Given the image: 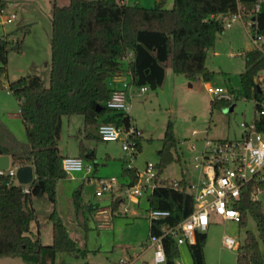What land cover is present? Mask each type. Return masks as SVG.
I'll return each instance as SVG.
<instances>
[{
    "label": "trees",
    "instance_id": "16d2710c",
    "mask_svg": "<svg viewBox=\"0 0 264 264\" xmlns=\"http://www.w3.org/2000/svg\"><path fill=\"white\" fill-rule=\"evenodd\" d=\"M258 1L260 9L256 11ZM236 12L246 19H254L256 27H251L252 36L260 34L264 38V0H173L170 8L163 6V0L151 7L121 0H70L63 6L53 2L48 86H44L36 74L8 83L9 90L19 101L25 140H18L0 121V155H9L12 166L31 165L34 169V179L27 185L26 193L14 177L0 174V254L19 256L36 264H55L57 253L83 251L71 238L56 209L49 214L50 244H42L29 233L35 217L30 198L46 193L54 203L56 184L66 177L61 167L64 155L58 145L63 116L80 114L85 126L106 122L130 127L132 120L128 113L112 111L106 106L112 94L109 82L122 73L125 59H128L127 71L136 86H161L168 68L189 80L209 81L213 71L205 65L206 53L223 33L224 18ZM12 49L19 51L20 41L12 45L7 38L0 37V75L5 73L7 54ZM243 57L240 92L245 98L253 99L256 108L263 93L254 78L264 69V55L251 47L245 50ZM211 103L231 104L225 100H211ZM97 106L100 110H96ZM135 140L136 149L140 150L141 136ZM177 143L169 120L157 150L159 161L155 165L159 175L169 163L180 160ZM80 151L83 155L82 145ZM92 157L91 152L87 158ZM136 172L133 166L123 168L128 181L120 184V189L136 183ZM168 181L165 178V184L156 186L146 196L149 210L169 211L166 218L149 221V235L161 234L163 226H175L193 209L185 172H181L177 187L167 184ZM257 188H264V180L246 184L236 204L240 212L238 224L244 229L243 240L236 248V264H264V211L260 201L251 197ZM119 204V197L112 199L111 212L117 211ZM73 205L76 216H83L80 212L84 208L99 209L83 203L79 191L74 193ZM250 218L256 232L248 228ZM205 242L206 233L197 232L195 243L188 244L192 264H205ZM163 245L166 255L163 264H176L179 248L175 239L166 235Z\"/></svg>",
    "mask_w": 264,
    "mask_h": 264
},
{
    "label": "rangeland",
    "instance_id": "374dc122",
    "mask_svg": "<svg viewBox=\"0 0 264 264\" xmlns=\"http://www.w3.org/2000/svg\"><path fill=\"white\" fill-rule=\"evenodd\" d=\"M159 0H122L126 4L151 7ZM53 2L58 6L67 5L70 0H0L15 17L11 23L0 25V37L7 38L12 45L20 41V50H10L7 54L5 73L0 75V121L21 141L25 140L24 124L19 115V101L8 88V83L21 76L38 75L44 86L49 84L51 62V12ZM173 0H163V6L170 8ZM247 19L239 17L229 27L224 26L215 44L208 49L205 58L206 67L213 71L209 81L198 78L189 80L185 75L168 68L163 84L156 88L147 86V90L137 94V88L130 100L129 115L132 125L141 136V149L130 155L121 147L120 140L102 141L98 139L96 124H84L83 116L72 114L63 116L58 145L64 156H80L84 165H90L91 171L75 172L59 180L55 189V202L42 194L30 198L34 219L29 231L40 238L43 244L52 242L49 214L56 209L66 225L71 238L80 252H60L55 264H153L151 252H144L149 242V206L146 197L140 199L139 206L126 196V188L119 185L128 181L123 168L128 164L137 171L144 170L146 162L158 163L157 150L161 147V138L166 123L173 124L174 135L178 140L176 150L180 160L169 163L161 176L168 180H177L181 172L189 178L194 170L190 164L194 152L188 149L190 143L201 145V138L235 139L241 134L240 122H250L254 117L255 102L245 98L240 90V73L244 69V52L248 45L253 47V30ZM260 41L263 39L258 35ZM128 59L123 61L121 77L128 80ZM222 87L234 93L230 105H212V95L205 87ZM264 89V82L262 84ZM197 131L196 137L191 136ZM80 145L84 154L81 155ZM93 157L88 159L89 153ZM175 155V154H174ZM176 156V155H175ZM88 176L89 178H85ZM114 177L118 186L110 192L96 196L98 178ZM79 191V197L87 205H96L106 209L107 218L95 216L99 210L84 208L81 216H76L73 196ZM264 211V188L255 192ZM120 198L117 211L111 212V201ZM100 223L105 225L100 226ZM248 228L256 232L254 221L248 220ZM204 245L205 264H236V249H229L222 243L224 235L242 242L244 229L235 220H222L213 215L206 231ZM28 234V232H26ZM180 264H192L188 244L178 246ZM86 249V250H85ZM147 263H146V262ZM0 264H36L32 260H23L17 256L0 254ZM177 264V262H176Z\"/></svg>",
    "mask_w": 264,
    "mask_h": 264
},
{
    "label": "built area",
    "instance_id": "2783aa9c",
    "mask_svg": "<svg viewBox=\"0 0 264 264\" xmlns=\"http://www.w3.org/2000/svg\"><path fill=\"white\" fill-rule=\"evenodd\" d=\"M122 1V0H121ZM260 9V2L255 5V10ZM15 14L10 13L5 7H0V25L11 23ZM242 17L240 12L232 13L224 18V26L229 27L233 21ZM248 25L255 28L254 19L246 20ZM254 30V29H252ZM260 34L252 36L253 47H256L264 55V38L260 41ZM262 36V35H261ZM263 37V36H262ZM129 79L126 80L120 75L113 77L109 85L112 94L106 102V106L112 111L128 113L130 100L137 88V94L147 90V86H136L127 71ZM254 80L259 84L263 93L262 99L258 102V107L254 108V117L250 122H240L242 129L240 137L235 139H213L206 136L202 137L201 145L196 147L190 143L187 147L194 152L189 161L193 174L188 178L187 192L193 198V209L184 219L180 220L175 226H163L162 233L159 235L150 234L149 243L153 247V263L163 264L166 260L163 238L166 235L172 236L177 245L183 243L194 244L197 232L207 230L213 215L220 219L239 221L240 212L236 204L241 198L242 188L253 180H264V69L260 70ZM206 89L212 95L213 100H225L232 102L234 93L222 87H212L205 84ZM261 127V129H258ZM97 136L102 141L120 140L121 147L130 155L136 152V137L140 132L131 125L128 128L116 126L113 123L100 122L96 128ZM197 131L192 130L191 136L196 137ZM128 166H131L128 164ZM19 166H12L2 171L0 174L7 173L16 179V171ZM62 170L66 175L85 170L90 172V165H84L81 157L64 156L61 159ZM137 181L134 185L126 188L127 198L134 203H138L142 197H146L158 185L165 184L155 163L146 162L144 170L137 171ZM88 179L89 177L86 176ZM91 178V177H90ZM89 178V179H90ZM179 179L169 180L167 184L177 187ZM18 183V182H17ZM98 188L96 196H101L104 192H110L118 186L114 177L98 178L96 180ZM23 185L22 191L28 192V184ZM252 192V199H256L255 192ZM169 215L167 210L151 209L148 212L149 221L164 219ZM222 243L229 249H236L239 242L235 238L224 235Z\"/></svg>",
    "mask_w": 264,
    "mask_h": 264
},
{
    "label": "water",
    "instance_id": "95a60500",
    "mask_svg": "<svg viewBox=\"0 0 264 264\" xmlns=\"http://www.w3.org/2000/svg\"><path fill=\"white\" fill-rule=\"evenodd\" d=\"M249 48L251 47L249 46ZM100 108V106H97L96 110H100ZM60 153L62 152L60 151ZM9 164V155H0V170H6ZM16 179L19 184H30L34 179L33 167L31 165L19 166L16 171Z\"/></svg>",
    "mask_w": 264,
    "mask_h": 264
},
{
    "label": "crops",
    "instance_id": "0c3cea01",
    "mask_svg": "<svg viewBox=\"0 0 264 264\" xmlns=\"http://www.w3.org/2000/svg\"><path fill=\"white\" fill-rule=\"evenodd\" d=\"M249 46L250 45H248V47H247V49H249ZM250 47H252V46H250ZM121 77V76H120ZM206 84V83H205ZM129 114V113H128ZM77 157H80V156H77ZM86 178V177H85ZM138 206H139V204H140V200H139V202L138 203H136ZM75 211V210H74ZM106 209L105 208H102V207H99V210L95 213V216H98V215H101V214H103L102 216H101V218L103 217V219L105 220L106 218H107V215H106ZM81 221L83 222V223H85L84 221H85V217L84 216H81ZM100 226H103V225H105L104 223H100L99 224ZM29 233H30V235L31 236H33L34 237V235H33V233L31 232V231H29ZM28 233V234H29ZM39 240H40V238H39V236L37 237ZM43 244V243H42ZM44 245H48V244H44ZM150 251L151 252V260H152V263H153V247L150 245V243L148 242V243H146L145 244V247H144V252H146V251ZM17 257H19V256H17ZM20 258H22V257H20ZM23 259V258H22ZM23 260H25V259H23ZM146 262V261H145ZM147 263V262H146ZM124 264H127V263H124ZM154 264V263H153ZM177 264H180L179 263V261H177Z\"/></svg>",
    "mask_w": 264,
    "mask_h": 264
}]
</instances>
